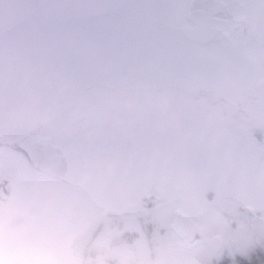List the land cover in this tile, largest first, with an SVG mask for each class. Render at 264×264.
Wrapping results in <instances>:
<instances>
[{
  "label": "rangeland",
  "instance_id": "1",
  "mask_svg": "<svg viewBox=\"0 0 264 264\" xmlns=\"http://www.w3.org/2000/svg\"><path fill=\"white\" fill-rule=\"evenodd\" d=\"M194 1L0 0V185L1 192L6 194L5 199L0 195V264H12L6 255L14 264H21V260L25 264H73L72 252L64 248V243L70 237H82L87 229L86 217L81 210L77 211L76 207H82L76 204L77 200L72 203L66 200L64 205L47 201L51 194L60 196L61 190L55 184L47 189L39 180V171L29 161V158L35 160V147L30 146L33 141L49 153L43 155L45 165L51 169L53 165L63 177L70 176L86 184L99 200L114 205L112 208H118V203L124 204L126 193L132 190L130 180L134 178L126 171L124 155L137 152V166L145 165L146 169L145 162L153 160L152 177L162 178L159 161L168 154L165 146L191 144L192 139L202 149L214 141L213 154L219 174H227L237 182L243 177H253L259 187L256 190L264 187L258 179L264 176V161H258L254 148L260 133L250 129L248 140L245 132L219 125L223 122L219 121L215 107L201 112L189 103L187 92L191 90L186 88L211 80L209 75L218 65L209 57L202 68L191 66L193 58L188 53L197 50L191 45L186 51L180 34L170 24L178 11L182 13ZM246 16L253 23L262 19L258 7ZM172 41H180V52H184L177 72L167 65L168 58L179 62L178 52L170 49ZM227 42L232 40L223 42V47ZM241 59L244 65L232 66L224 76L225 85H234L231 89L235 88L238 93L244 91L241 87L245 85H235L244 80L239 72L253 75L249 65L256 63L252 55ZM146 72L147 77L143 75ZM129 75L138 79L135 87H124L131 85ZM169 77L184 79L187 85L183 89L171 81L168 84ZM212 85L216 92L229 90L224 84V90ZM178 102V106H171ZM45 120L49 122L41 125ZM176 123L182 127L177 128ZM236 123L240 122L231 124ZM72 125H88V130L83 133ZM46 132L50 133V140L57 141L53 146L56 159L51 160L53 152L47 150L49 144L43 141ZM125 141L130 143L127 145ZM131 142L132 147L151 146L155 157L145 156V152L141 153L143 149L134 150ZM102 169H105L103 175ZM179 177L184 184L185 175ZM71 192L65 186L63 196L67 198ZM244 192V185L239 183L224 192L229 203L223 212L231 218L226 225L218 222L213 209L203 205L204 200L200 201V209L208 218L204 229L218 230L230 243L233 235L237 236L236 228L241 226L233 220L237 205L247 197L259 200L257 216L251 217L247 227L244 226L243 237L240 233L238 244H232L228 259L236 264H255L264 260V192ZM222 197L217 194L219 202ZM20 209L28 211L25 218H21ZM46 209L52 216L45 219L42 214ZM254 212L253 208L249 213ZM85 222L93 224V216ZM100 233L105 234L100 229L95 235ZM35 237L43 241L46 237L54 238L53 242L60 241L57 247L64 250L26 253L22 242L34 243ZM204 256V248L196 252L181 250L174 255V264H212Z\"/></svg>",
  "mask_w": 264,
  "mask_h": 264
},
{
  "label": "flooded vegetation",
  "instance_id": "2",
  "mask_svg": "<svg viewBox=\"0 0 264 264\" xmlns=\"http://www.w3.org/2000/svg\"><path fill=\"white\" fill-rule=\"evenodd\" d=\"M201 1L195 0L182 13L178 11L174 20L170 22L173 29L180 34V41L185 43V50L188 51L187 47L190 48L191 45L195 46L194 48L197 50L188 53L193 58L191 66L196 65L202 68L204 66L203 62L209 57L211 62H218V65L213 68L211 75H209L212 78L211 80L196 82L186 88V91L191 90L187 92L188 99H191L189 103L201 112H203L202 110H214L210 106L215 107L218 111L219 121L223 122L219 125L229 126L240 132H245L244 135L248 140L247 132L250 129L259 132V139L258 142L254 141V148L258 153L256 157L258 161L259 159L264 161V0L215 1L216 3L210 6L211 17L222 22L225 21L226 25L223 28L216 29L215 33L207 40L193 39L181 30L183 25H194V20L188 14L193 9L201 8ZM257 7L261 10L262 19L260 22L253 23L248 19L246 13ZM229 40H232V42H227V45L223 47L222 43ZM180 41L171 42L170 49L179 54L178 63L170 58L167 60V65L169 64L168 67L173 72H177L178 65L183 62L181 58L184 52H180L182 48L178 44ZM249 55L256 58V63L251 62L249 65L254 74L246 76V73L239 72L241 79L244 80L235 85H245L241 87L244 88V91L238 93L235 88L231 89L234 85H225L226 79L224 76L227 75L226 70L232 68V66L241 68L244 65L241 56L249 57ZM236 64L241 66H236ZM135 74H138V72ZM139 74L141 75L142 72ZM143 75L147 77L148 72ZM131 76L128 77V80L131 79V85H125L124 87L132 88L137 85L138 79L131 78ZM146 81L145 83H147ZM170 81L175 85H182V88L187 85V81L181 78H167L168 84ZM212 84H216L222 89L224 84V88L229 90L225 91L223 89L224 91H222L220 89L219 92H216ZM142 85L146 84L142 83ZM178 96L175 98L176 100ZM210 102L216 105H209ZM228 102H230V107L226 108L225 104ZM178 105L179 102L171 106L176 107ZM176 117L179 118V115ZM234 121L240 123L231 124ZM45 122L49 121L45 120L41 125ZM72 126L75 130L79 129L83 133L88 130V125L83 127L79 125ZM175 126L177 128L182 127L177 123ZM42 137L43 141L49 144L47 150L53 152V146L57 145V141L50 140V133L47 132ZM174 142L175 140L172 141V143ZM213 142L205 145L204 149L201 145L196 144L194 139L191 140V144L178 145L174 143L165 146L168 154L161 157L159 161L163 177L157 179L152 177L151 165L154 161L145 162L148 164L147 169L145 165L138 167L137 152H131L129 149L132 155H124L125 158L127 157L125 166L126 171L134 180H130L132 190L126 193L127 201L124 204L118 203L117 205H120L118 208H112L114 205H109L106 200H99L94 195L93 190L86 184L70 176L63 177L64 174L54 170L53 165L52 169L45 165L47 162H45L43 155L46 156L49 153L47 151L43 152L38 145H35L37 142H31L30 146L33 144L35 147L34 159L36 161L30 158L29 161L39 171V180L47 189L55 184L61 190L60 196L57 197L51 194L48 196L47 201H54L55 204L59 202L64 205L63 202L66 200L71 203L77 200L76 204L82 205V207H76L77 211L81 210V214L86 217L85 221H89L90 216H93V224L84 221L87 229L82 237H70L64 243V248L72 252L73 264H174V255L180 254L181 250L196 252L200 248H204V257H209L212 264H236L237 262L228 260L230 259V251L233 248L232 244H238L237 241L241 238V234L243 237L244 226L247 227L251 217L255 218L257 216V203L260 201L247 197L241 204L237 205V213L233 220L241 223V226H238L235 230L237 232L236 237L233 235L232 240L229 237L231 244L225 241L224 235H220L218 230L213 228L204 229V223L208 218L204 216V210L200 209V201L204 200L206 203L203 205L213 209L217 214L218 222L220 221L226 225L228 221H231V218L229 220V217L223 212V207L229 203V200L224 198V192L231 191L234 183L244 185V194L264 192V187L256 190L259 187H256V181L253 177H247V179L243 177L242 180L239 179L237 182L235 179L226 176L227 174H219L216 171L217 159L213 154ZM125 143L128 145L130 142L125 141ZM130 146L132 147V142ZM19 147L21 148V133L19 135ZM132 148L136 151H138L137 148L143 149L144 151H141V153L145 152V156L151 159L155 157L151 154V146L138 147L134 145ZM199 153L203 155L201 156ZM260 153L261 156H259ZM150 154L152 156H149ZM55 156L53 152L51 160L56 159ZM144 158L146 157H139V159ZM104 170L102 169L100 172L102 175ZM181 174H184L188 180L186 182L185 179L184 184L179 177ZM258 179L264 183V176ZM64 185L72 191L67 198L63 196ZM1 189L2 186L0 185V195L2 194V199H5L6 194L5 192L2 193ZM217 194L223 195L221 202L217 199ZM84 202L86 206H84ZM45 206L48 207V203ZM49 206L53 208L54 205ZM253 208L255 212L250 214L249 212ZM19 212L21 218H25L28 214L25 209H20ZM65 215H67V212H65ZM45 216L50 218L52 212L46 209L42 214V217ZM22 221L24 222L26 219ZM222 228L225 229V227ZM100 229L105 234L95 235V232L100 231ZM35 238L37 241L34 243L26 244L22 242L26 253L48 252L53 249L63 252L64 250L62 247H57L60 241L53 242L54 238L49 240V237H46L44 241L43 238ZM215 238L218 239L219 244L217 248L212 249L207 242ZM229 244L232 246L231 249L228 247ZM26 253L24 255L27 256ZM5 257L9 258L14 264L12 258L7 255ZM67 261L66 259V263ZM21 264H25V261L21 260Z\"/></svg>",
  "mask_w": 264,
  "mask_h": 264
},
{
  "label": "water",
  "instance_id": "3",
  "mask_svg": "<svg viewBox=\"0 0 264 264\" xmlns=\"http://www.w3.org/2000/svg\"><path fill=\"white\" fill-rule=\"evenodd\" d=\"M217 0H202L201 8L193 9L189 12L188 16L194 20V25H183L181 30L188 36L193 39L199 38L200 40H207L212 36L216 29L223 28L226 25L225 21L216 20L211 17V7L216 3ZM226 108L230 107V102L225 104ZM228 116V115H227ZM248 209H250L248 207ZM208 246L212 249L217 248L219 242L215 238L207 242ZM264 264V260L256 263Z\"/></svg>",
  "mask_w": 264,
  "mask_h": 264
},
{
  "label": "trees",
  "instance_id": "4",
  "mask_svg": "<svg viewBox=\"0 0 264 264\" xmlns=\"http://www.w3.org/2000/svg\"><path fill=\"white\" fill-rule=\"evenodd\" d=\"M98 14L101 16V14L98 12ZM115 15H113V17H114ZM159 82H157V84H158ZM261 260H263V259H261ZM260 261V260H259Z\"/></svg>",
  "mask_w": 264,
  "mask_h": 264
}]
</instances>
